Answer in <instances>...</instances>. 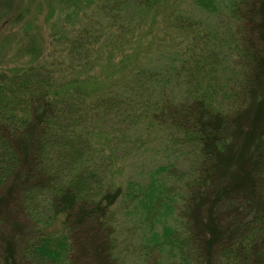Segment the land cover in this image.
I'll return each instance as SVG.
<instances>
[{"label":"trees","instance_id":"1","mask_svg":"<svg viewBox=\"0 0 264 264\" xmlns=\"http://www.w3.org/2000/svg\"><path fill=\"white\" fill-rule=\"evenodd\" d=\"M183 2L63 0L64 60L0 71V264H264V0Z\"/></svg>","mask_w":264,"mask_h":264},{"label":"rangeland","instance_id":"2","mask_svg":"<svg viewBox=\"0 0 264 264\" xmlns=\"http://www.w3.org/2000/svg\"><path fill=\"white\" fill-rule=\"evenodd\" d=\"M0 4L9 8L7 10L9 15L0 19V71L23 69L35 60L37 62V58H42L48 54V61L53 59L64 60L65 55L61 44L54 42L52 36L63 28L72 29V25L77 19L73 16V9L63 8V0H0ZM183 8L189 13L193 12L192 0H184ZM208 20L212 21L209 18ZM26 23L31 25L32 31L28 38L23 33ZM152 25L160 26L159 24ZM30 43L36 49L34 55L27 53ZM147 44H149V39L144 38L139 42V47L143 48ZM115 57L114 62L117 64L119 58L116 55ZM101 64H103L102 67L108 65L104 57ZM104 71L106 72V69ZM153 137L152 135L145 138L144 142L147 143L145 147L140 150L136 148L133 150L134 153L121 157L116 167L110 169L108 186L111 187V190L114 192L121 191L129 180L146 183L152 169L160 166L162 163L161 154L155 144L152 143ZM241 142L239 140V143ZM55 228H59V225L40 224L39 228L33 225L31 232L35 234L38 229L39 231L42 229L50 232ZM27 229L30 231V227Z\"/></svg>","mask_w":264,"mask_h":264}]
</instances>
